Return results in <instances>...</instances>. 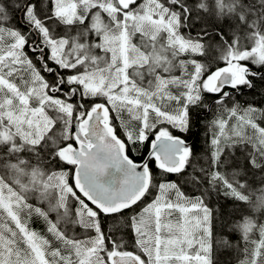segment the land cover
<instances>
[{"label":"snow or ice","instance_id":"snow-or-ice-1","mask_svg":"<svg viewBox=\"0 0 264 264\" xmlns=\"http://www.w3.org/2000/svg\"><path fill=\"white\" fill-rule=\"evenodd\" d=\"M17 12L27 31L12 24ZM257 80L264 0H0V264H218L237 249L239 264H264V109L233 100ZM206 94L227 119L211 122V170L193 167L187 182L245 205L218 237L205 193L156 183L150 167L186 172L193 146L170 128L189 131ZM146 142L150 161L137 163L130 152ZM241 146L242 165L222 159ZM101 214L116 217L107 231ZM125 229L135 251L114 238Z\"/></svg>","mask_w":264,"mask_h":264},{"label":"trees","instance_id":"trees-1","mask_svg":"<svg viewBox=\"0 0 264 264\" xmlns=\"http://www.w3.org/2000/svg\"><path fill=\"white\" fill-rule=\"evenodd\" d=\"M13 25H19L22 30L27 31L24 21L21 18L19 12L15 13V17L12 20ZM55 27V25H54ZM64 29L61 26L59 29V33L63 34ZM192 34H195V30H193ZM25 51H28L26 48ZM29 55H32L29 52ZM215 55V52H213ZM203 59V58H201ZM221 63L222 62H218ZM51 67H56L55 65L50 64ZM215 66V65H214ZM60 74H65V70L57 69ZM46 78L49 80L54 79L52 74L45 73ZM216 97L213 94H206L205 96V104L208 107H204L201 105L200 107H196L192 109L191 115L193 124L189 131L187 132H180L178 129H171L170 130L174 134L182 135L186 140H191L193 138V142L191 146H193V156L191 157V165L186 169V172L183 175H176V174H164L161 170L155 167L154 163H150V167L153 170L154 182L159 183L165 180L175 181L177 182L181 190L184 191L185 195L188 197H195L201 195V193H205V203L210 209H213L214 214V234L218 237L220 235L229 234L228 228L225 226L226 224L230 225L233 221L239 219L242 215L245 214L244 208L245 205L242 202L234 201L228 197L223 195V191L220 192L214 191L210 188V186L205 181L204 183L200 184L199 186L193 185L190 182H187L189 179V174L193 172V167L197 169V172L200 168H204L205 170H211V153H212V145L211 139L213 137L214 131H216L213 127L211 122L218 116L224 115L226 117V112L215 104ZM75 100H79V97H76ZM233 100H235L238 104H241L243 101H250L252 105L258 109H264V86H261V82L257 80V87L254 90H249L247 88L242 89L239 93L234 94ZM231 103L226 105L225 107H231ZM51 115H55V113H51ZM116 113H112L113 117V125L116 127L118 134L120 137L124 138V129L120 125L119 120L116 119ZM234 119L229 120V128L231 122ZM166 127H170L168 125H162ZM75 131V128H73ZM151 139V138H150ZM149 142H146L143 145H136L135 151L130 152V156L135 161H140L144 158L147 150H148ZM244 154H246V150L241 146L235 149L232 148H225V156L222 159H229V161H235L239 164H243L244 162ZM150 161V160H149ZM66 170L72 169L70 165H62ZM235 167V163H230L225 167H222L221 171H231V169ZM260 174L254 177L256 181H259ZM250 181L253 177L249 176L248 178ZM258 186V185H257ZM210 193V194H209ZM154 196V195H153ZM153 196L146 197L142 202L146 201L147 199L151 200ZM148 200V202H150ZM141 202V203H142ZM141 203L136 206H133L131 210H125L122 214L124 217H128L139 212L142 209V205L138 207ZM147 202H145V205ZM55 214H53L54 217ZM115 216H105L101 214L100 220L102 222V227L107 231V226L110 225ZM30 227L40 232L44 235H49L46 231V224L45 222L36 216H33L31 219ZM70 232L73 234L83 236L87 233L84 232L82 228L76 225L70 226ZM94 235V233H92ZM49 238H51L49 236ZM114 238L118 241H122L127 245L128 250L135 251L134 248V234L130 229H125L122 232H117L114 234ZM230 238L233 240L234 243H241L239 241L238 234H231ZM243 258L242 252L237 249L233 251H225V252H218L216 253V259L218 264H239V261Z\"/></svg>","mask_w":264,"mask_h":264},{"label":"water","instance_id":"water-1","mask_svg":"<svg viewBox=\"0 0 264 264\" xmlns=\"http://www.w3.org/2000/svg\"><path fill=\"white\" fill-rule=\"evenodd\" d=\"M178 136H180V135H178ZM182 139H183V137L182 136H180ZM121 138V137H120ZM186 141V143H188L189 145H191L192 144V142H193V138L191 139V140H185ZM150 152V145H149V150H148V152H147V154H146V156H145V158L144 159H142L141 161H135V162H137V163H144V162H148V160H149V158L150 157H148V153Z\"/></svg>","mask_w":264,"mask_h":264},{"label":"bare ground","instance_id":"bare-ground-1","mask_svg":"<svg viewBox=\"0 0 264 264\" xmlns=\"http://www.w3.org/2000/svg\"><path fill=\"white\" fill-rule=\"evenodd\" d=\"M249 104L252 105V102H250V101H243L241 104H239V106L241 108H246ZM260 123H261V126L264 127V120L260 121Z\"/></svg>","mask_w":264,"mask_h":264},{"label":"rangeland","instance_id":"rangeland-1","mask_svg":"<svg viewBox=\"0 0 264 264\" xmlns=\"http://www.w3.org/2000/svg\"><path fill=\"white\" fill-rule=\"evenodd\" d=\"M225 118L227 119V115H226ZM125 119H127V115H126V114H125ZM119 123H120V121H119ZM235 123H236V120L234 119V120L231 122V124L234 125ZM120 125H121V124H120ZM232 125H230V128H231ZM153 198H154V196L152 197V199H153ZM152 199H151V200H152ZM144 206H145V203L142 205V208H143Z\"/></svg>","mask_w":264,"mask_h":264}]
</instances>
